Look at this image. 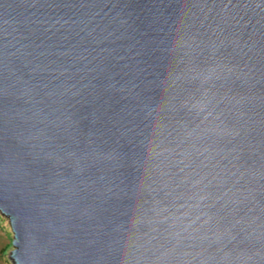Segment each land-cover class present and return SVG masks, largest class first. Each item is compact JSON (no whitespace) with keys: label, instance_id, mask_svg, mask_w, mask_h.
<instances>
[{"label":"water","instance_id":"1","mask_svg":"<svg viewBox=\"0 0 264 264\" xmlns=\"http://www.w3.org/2000/svg\"><path fill=\"white\" fill-rule=\"evenodd\" d=\"M0 213L17 264H264V0H0Z\"/></svg>","mask_w":264,"mask_h":264},{"label":"rangeland","instance_id":"2","mask_svg":"<svg viewBox=\"0 0 264 264\" xmlns=\"http://www.w3.org/2000/svg\"><path fill=\"white\" fill-rule=\"evenodd\" d=\"M14 240L15 236L9 221L0 216V264H17L14 258L16 251Z\"/></svg>","mask_w":264,"mask_h":264},{"label":"trees","instance_id":"3","mask_svg":"<svg viewBox=\"0 0 264 264\" xmlns=\"http://www.w3.org/2000/svg\"><path fill=\"white\" fill-rule=\"evenodd\" d=\"M0 216L2 217L3 215L2 214H0ZM4 217V216H3Z\"/></svg>","mask_w":264,"mask_h":264},{"label":"clouds","instance_id":"4","mask_svg":"<svg viewBox=\"0 0 264 264\" xmlns=\"http://www.w3.org/2000/svg\"><path fill=\"white\" fill-rule=\"evenodd\" d=\"M17 263V262H16Z\"/></svg>","mask_w":264,"mask_h":264}]
</instances>
